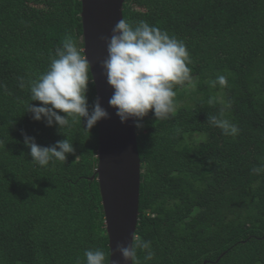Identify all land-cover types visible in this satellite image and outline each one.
Here are the masks:
<instances>
[{"label": "trees", "instance_id": "16d2710c", "mask_svg": "<svg viewBox=\"0 0 264 264\" xmlns=\"http://www.w3.org/2000/svg\"><path fill=\"white\" fill-rule=\"evenodd\" d=\"M80 12V0H0V264H84L95 248L109 261L97 125L70 121L60 134L34 121L18 79H38L68 39L83 50ZM122 19L167 31L192 60V83L175 89V114L161 121L149 113L135 126V238L156 253L144 261L138 250L140 264H264V173L251 172L264 164V0H125ZM219 74L228 87H211ZM87 99H96L94 84ZM222 110L237 137L208 123ZM23 134L44 147L66 138L75 155L41 168Z\"/></svg>", "mask_w": 264, "mask_h": 264}, {"label": "clouds", "instance_id": "9594fccd", "mask_svg": "<svg viewBox=\"0 0 264 264\" xmlns=\"http://www.w3.org/2000/svg\"><path fill=\"white\" fill-rule=\"evenodd\" d=\"M102 39L107 46V58L101 67L108 86L113 89L108 104L115 109L121 123L133 119L135 126L142 128L141 122L149 113L156 120H169L178 107L176 87L191 84L193 80L189 67L192 60L185 43L144 20L133 25L124 19L116 22L110 38ZM90 73L91 64L83 50L71 39L66 40L38 79L25 82L23 77L18 78L19 86H27L30 92L31 103L26 112L36 122L57 127L60 134L70 129L72 123L81 121L87 131L91 130L108 118V112L101 106L99 97L89 106V84H94ZM209 84L213 88L217 85L226 88L228 78L219 74ZM33 102H39V106ZM214 103L215 97H210L208 104ZM208 123L221 130L225 137L235 138L240 133L239 126L226 118L223 110L219 115L208 116ZM23 136L25 146L30 149L31 162L41 168L54 167L57 161L65 162L69 155H75L73 144L66 138L44 147L34 137ZM251 172L264 173V164L252 168ZM138 250L144 253V261L156 256L151 243L140 237L130 246L118 244L116 248L132 264H140ZM84 257V264H106V253L99 248L85 250Z\"/></svg>", "mask_w": 264, "mask_h": 264}, {"label": "water", "instance_id": "95a60500", "mask_svg": "<svg viewBox=\"0 0 264 264\" xmlns=\"http://www.w3.org/2000/svg\"><path fill=\"white\" fill-rule=\"evenodd\" d=\"M125 0H80L83 53L91 64L96 98L107 110L108 118L97 123V177L104 226L108 238V264H132L117 253L118 244L130 246L138 223L140 159L133 119L121 123L108 100L113 89L107 84L103 61L109 37L122 19ZM205 264V263H204Z\"/></svg>", "mask_w": 264, "mask_h": 264}, {"label": "rangeland", "instance_id": "374dc122", "mask_svg": "<svg viewBox=\"0 0 264 264\" xmlns=\"http://www.w3.org/2000/svg\"><path fill=\"white\" fill-rule=\"evenodd\" d=\"M188 90H194V86L192 85L191 87L188 88ZM197 139H201L200 137H197Z\"/></svg>", "mask_w": 264, "mask_h": 264}]
</instances>
